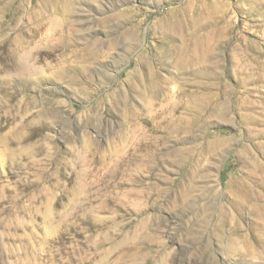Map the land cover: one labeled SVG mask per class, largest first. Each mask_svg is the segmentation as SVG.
I'll list each match as a JSON object with an SVG mask.
<instances>
[{
    "label": "rangeland",
    "instance_id": "1",
    "mask_svg": "<svg viewBox=\"0 0 264 264\" xmlns=\"http://www.w3.org/2000/svg\"><path fill=\"white\" fill-rule=\"evenodd\" d=\"M32 2L0 0V264H264V0ZM212 11L230 25L196 20ZM57 28L67 45L54 56L77 83L50 79L54 56L10 60L11 46ZM233 44L246 51L237 63ZM144 94L184 95L181 111L190 105L194 116L188 142L182 128L131 172L145 192L141 208L80 212L70 199L79 187L53 177L56 161L51 179L23 172L32 155L23 135L37 122H50L40 143L72 163L86 154V123L102 124L96 150L109 157L148 115ZM30 116L36 123L25 127Z\"/></svg>",
    "mask_w": 264,
    "mask_h": 264
},
{
    "label": "bare ground",
    "instance_id": "2",
    "mask_svg": "<svg viewBox=\"0 0 264 264\" xmlns=\"http://www.w3.org/2000/svg\"><path fill=\"white\" fill-rule=\"evenodd\" d=\"M202 3L205 7L206 3L203 1ZM34 6L35 0H33L31 4V7ZM17 8L20 9L19 7ZM212 12L216 14L215 18H202L205 17L203 16L205 13H201L200 15L197 14L196 20L201 21L204 27L209 28H213L214 25H218L221 28L222 26L220 25L222 21H225L226 25H230L231 21L227 19V14L221 13L217 15L216 11ZM219 35L221 36V33ZM19 41H21V39ZM64 41L65 37L58 28L54 33L47 34L46 36L31 34L29 43L32 45L21 46L20 44H15L11 46L9 48V57L11 62H13L18 59L21 51H26L28 60L35 65L34 60L42 59L46 55L54 56L56 51H60L65 47L67 43ZM47 46L49 48H47ZM245 52L246 51H240L238 47L233 44L231 49L233 62L237 63L240 61ZM54 59L57 60V64L50 66L52 69V77L50 79H52V81H58L67 76L71 83H77L78 77L74 72L71 73L67 70L68 66L62 58V54L59 53L55 55ZM34 70L35 73H33L32 76L39 79L40 74L37 67H34ZM131 80L132 79H130L129 82ZM129 85L132 86V83ZM150 91L153 92L154 89L150 88ZM175 94H178V91ZM174 96L175 95H166L160 102H157L152 100L150 95H145L146 111L148 115L139 117L140 120L133 124L130 134L128 133L129 135L126 142L121 144V146L117 145L113 154L109 157L100 156L95 145L100 141L99 137L103 134V130H108V128L96 122L92 124L86 123L88 127H86L83 132V146L86 150V154L75 163L69 162L68 160L63 162L60 161L56 158L57 148L55 146L40 143V141L49 138L48 135L44 133V129L48 127L50 123L49 121L36 123V118L34 116H30L32 117L30 121L24 118L23 120L27 122L25 127H27L29 123H36V126L27 136H25L27 132L24 135L22 134L23 141L28 142L32 147V155L29 154L30 159L27 163L22 165V169L24 168L23 172L31 176L39 175L40 177L50 178L47 172V165L51 164V161L52 164L56 161L58 165L56 168L57 173L53 177L57 180H62L64 176L67 178V181L75 182L79 187V193H77L74 198H70L72 194L68 188H64L61 195L70 198L72 200L71 206L80 212L91 214L97 211H108L112 209L121 211L123 209H130L131 207L141 208L139 201L145 197V192L139 186L131 183L130 179H132L133 176L131 172H133V170L143 169L148 161L153 159V149L160 142L166 141L182 128H184L187 133L184 141L188 142L191 137L193 124L191 120L194 116L193 108L188 105L189 110L185 112L181 111L182 106L185 105L186 108L187 100L185 96L181 94H179L177 98ZM123 102L127 104L128 96H124ZM112 104L113 109H118L120 102L119 100H112ZM135 113L137 116L141 115L138 111H135ZM27 114L28 112L25 113V115ZM141 130L142 132H140ZM188 150L191 151L192 147H188ZM74 151L75 149L71 150L72 155ZM26 176L27 175L24 177ZM63 185L66 186L65 183H63ZM242 190L243 189L240 187L239 191ZM43 197L45 200L47 199L50 201L52 198H50L49 194H43ZM61 198L62 196L55 198V204H60ZM238 204L243 205L244 201L241 200ZM52 207H54V203L51 204L49 202L47 208L51 209ZM83 222H89V220L84 218ZM235 243L236 241H234L233 244ZM257 243L260 244L259 246L264 247V243L262 244L261 240H258ZM250 251L252 252V250ZM83 262L84 261H80L81 264H83Z\"/></svg>",
    "mask_w": 264,
    "mask_h": 264
}]
</instances>
